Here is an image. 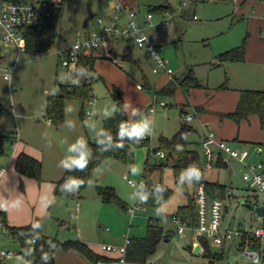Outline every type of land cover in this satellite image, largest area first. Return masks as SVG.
I'll list each match as a JSON object with an SVG mask.
<instances>
[{"label": "rangeland", "instance_id": "374dc122", "mask_svg": "<svg viewBox=\"0 0 264 264\" xmlns=\"http://www.w3.org/2000/svg\"><path fill=\"white\" fill-rule=\"evenodd\" d=\"M128 1L140 24H143L150 8L170 5L177 12L165 29L159 26V15L153 13V24L162 38L152 30H146V34L158 46L159 56L168 62L173 79L180 81L191 72L199 87H193L186 93L178 83L174 85L172 96L157 97V91L168 84L169 76L164 72L153 73L154 64L144 50L134 44L127 48L123 41H115L108 46H112L117 55L114 58L116 63L112 57H98L95 62L92 75L97 74L99 78L92 83L93 99L84 106V115L90 114L87 124L79 115L82 104L68 100L64 106L63 125L51 123L48 126L45 117L47 96L59 84L72 81L60 65L57 51L71 47L78 34L98 30L95 19H106L107 22L116 3L115 0H66L58 28L59 38L50 51L44 54L21 53L16 59L13 50L0 48V135L6 137L5 154L0 157V165H9L0 182V201L1 208L7 212V222L23 225L33 220L34 224L38 219L42 223L43 234L59 240H88L94 250H101L103 245L122 246L126 236L133 243L142 239L146 236L148 224H153L161 213L171 216L187 203L186 195L174 184L172 168L166 166V160L156 158L154 152L159 147L160 138L171 139L184 124L192 128L186 131L184 140L189 149L199 154L205 180L218 182L234 196L225 202L227 210L223 225L236 229L245 222L249 230L261 227V217L242 204L250 201L264 209V195L248 188L242 179V165L238 162L230 167H218L214 161L212 170H204L200 140L206 128L214 134L218 144L230 145L246 158L264 164V131L258 127L256 116L251 115L240 124L226 116L235 111L241 91H264V4L260 0L199 2L193 8L188 7L187 13L180 14L183 0ZM85 21H88L87 28H83ZM243 48L244 61L226 59L220 62L225 53ZM125 56L132 60L123 59ZM5 71L12 73L10 83L3 79ZM222 85L226 88L221 89ZM138 86L141 88L137 89ZM114 90L122 97L129 117L136 118V121L146 117L152 121L150 146L134 151L132 168L110 159L95 169L92 179L79 196L54 199L51 182L61 175V160L74 155L69 147L78 139H83L85 144L87 140L98 142L103 122L116 111ZM154 101L157 102L155 112L147 117L148 107ZM160 103L166 106L160 107ZM183 107L188 113L196 112L188 124L181 116ZM134 110L138 111L137 115H133ZM15 133L20 140L17 154L29 148L33 157L41 162L40 182L23 179L15 171L12 148ZM257 148H260V154L255 153ZM162 152L167 156V152ZM222 156L226 158L224 153ZM147 162L150 166H157L150 180L143 178ZM160 165L164 167L159 169ZM125 174L134 183L162 184L172 190L171 199L159 208L143 205L132 218L116 204L102 202L98 192L111 188L127 209L133 207L136 190L123 179ZM184 178L186 188L192 194V186L185 174ZM150 218L154 220L149 221ZM0 221L3 220L0 218ZM60 222L73 226V229L61 228ZM157 222L170 231V237L167 243L158 245L156 253L149 256L145 264H210L208 257L194 253L192 248L186 250L191 238L196 239L193 231L184 228V234L180 235L177 225L171 220ZM238 246L239 239L226 242L221 247L210 243V254L224 252L222 261L211 264H254ZM258 249L262 256L261 264H264V252H261L264 240ZM1 250L21 251L20 243L8 234L7 228L4 232L0 230ZM55 250L58 264H78L79 257L82 262H87L78 253L79 257L70 255L74 256L70 258L61 249ZM3 262L25 264L19 257L3 259Z\"/></svg>", "mask_w": 264, "mask_h": 264}, {"label": "trees", "instance_id": "16d2710c", "mask_svg": "<svg viewBox=\"0 0 264 264\" xmlns=\"http://www.w3.org/2000/svg\"><path fill=\"white\" fill-rule=\"evenodd\" d=\"M66 0H59V9L51 15L50 18L42 20L41 23L26 30V53L27 54H44L50 51L56 41L59 38L58 28L60 20L62 18L63 6ZM246 0H244L245 2ZM262 2V0H260ZM197 3L193 4V8ZM189 11V10H188ZM149 12L160 14L163 12H174L170 5H161L158 7L150 8ZM187 13V11H186ZM88 21H86V28ZM224 58L220 62L228 59L233 62H242L245 59V50L240 49L238 51H232L225 53ZM98 59L95 56V52L89 56L81 57L79 64L75 70L74 79L77 83L59 84L54 92L47 96L45 106V117L48 121L54 125H60L64 121V106L68 100L79 101L82 104L80 110V118L84 121V106L87 102L93 99L92 83L99 77L92 75L94 73V64ZM125 59V57H123ZM182 89L188 93L193 87H199L198 82L194 78L191 72L184 76L180 81L174 80L168 82L164 87L157 91V97L172 96L174 91V85L178 84ZM225 89V85L220 87ZM114 98L116 102V111L114 115L103 122V127L99 135L97 143L88 142L86 145V152L88 153L89 163L87 168L83 171L78 169H67L63 176L54 184L53 198L60 197L79 196L87 183L92 179L95 169L100 165H105L108 160L115 159L121 161L127 168H132L134 165V151L141 148L150 146L149 139L141 138L140 143L136 144L135 140H129L127 137H119V129L122 122H135L134 119L129 118L125 109L122 97L117 90H114ZM184 109L181 108V112ZM255 115L258 119L259 128L264 131V91H252L244 90L240 92V98L238 105L234 112L228 113L226 116L231 118L237 124H240L243 120L249 116ZM187 125H182L180 130L171 138H160L159 147L154 150L155 153L165 151L167 152L166 166L172 168L174 184L181 190L187 197L186 205L179 207L175 214L167 216L164 213L160 214V217L156 220H171L172 217H178L181 221L186 222L188 227L196 228L198 225L197 212H196V189L199 186H203L207 196L210 199H219L226 201L231 198L228 190L225 186L218 182H209L204 178V171L200 164L199 154L188 148L187 143L184 140V135L188 131ZM5 139L6 137L0 135V157L5 154ZM120 145H123L122 147ZM179 146V147H178ZM218 167H224L221 161L217 164ZM157 166H150L148 162L145 165L143 178L150 180L151 173ZM164 165L158 166L162 169ZM197 168L201 172L199 179L196 177H187V181L191 184L193 192L189 194L184 174L189 168ZM15 171L22 177L33 179L40 182L42 175V164L39 160L25 154L19 153L16 157L14 164ZM76 178L83 180V184L73 191L63 189L61 186L71 179ZM102 202L114 203L121 210L127 211L126 205L117 197L111 188H107L98 192ZM147 199L143 200L145 207L159 208L167 203L172 196V190L160 184L159 187L152 185L148 182V188L143 193ZM0 218L5 223V216L0 212ZM156 221L147 226L146 236L142 239L132 242L128 247L126 258L128 261L143 264L149 256L156 253L158 245L169 236L170 231L165 232L162 227L158 226ZM60 227L65 230L73 229V226L66 224L65 222L59 223ZM264 225V216H263ZM8 234L20 243V254L31 264H55L54 250L56 248L62 251H75L82 255L88 262L106 263L111 260L105 256L96 254L87 244L75 240L61 242L56 238L46 236L42 233V223L37 225L24 226V227H7ZM35 239V243L31 241ZM199 243L205 248L203 257L210 259V264L214 261L220 262L224 258V252H217L210 254V247L208 242L199 238ZM260 241H253L251 243L252 248L260 247ZM191 250V248H187ZM240 249L242 247L240 246ZM44 257H49L45 259ZM0 264H6L0 257Z\"/></svg>", "mask_w": 264, "mask_h": 264}, {"label": "built area", "instance_id": "2783aa9c", "mask_svg": "<svg viewBox=\"0 0 264 264\" xmlns=\"http://www.w3.org/2000/svg\"><path fill=\"white\" fill-rule=\"evenodd\" d=\"M115 1L114 11L109 24H105L101 18H96L95 23L99 27L98 30L83 33L81 35L78 34L76 41L71 47L57 51L60 65L67 71V75L71 76V82L77 83L74 79V75L81 57L89 56L91 53L97 52L101 48L104 49L109 43L115 41L134 44L137 48L144 50L154 64L153 73L164 72L169 76V82L174 81L172 77L173 72L168 68V62L159 56L158 46L154 44L146 34V30H152L153 33L159 35L156 25L153 24V13L149 12L145 16L143 24H140L137 20V13L133 9L123 4L120 0ZM237 1L238 0H183L178 13H186L188 7L199 2L237 3ZM262 3L264 4V0H262ZM59 7V0H0V48L4 47L13 50L16 53V59H18L21 53H26V30L34 28L38 26L42 20L50 18L53 12L57 11ZM176 15L177 12L175 11L161 13L159 22L160 28H167L172 18ZM122 16L126 19L125 25L120 24ZM193 19H196L194 15ZM159 38H162V35H159ZM113 62H115V59H113ZM3 79L10 83L12 81V73L5 71ZM138 88L140 89L141 87L138 86ZM156 104L157 102L154 101L149 106L147 111L149 116L154 114ZM159 105L160 107L166 106L164 103H160ZM195 115V111L188 113L184 109L181 112L185 124L192 121ZM89 119L90 114L86 113L84 115V123L87 124ZM15 135L16 138L14 140L17 141V134L15 133ZM149 136L150 134L143 137V139H149ZM201 146L203 148V159L205 160L204 170H212L214 161L217 164L221 161L224 167H230L234 162H238L242 165V179L247 184L248 188L264 195L263 163L251 162L249 158L241 155L237 150L233 149L232 146L218 144L214 139V134L206 128L204 129V137ZM215 148L218 150L217 153H215ZM223 153L226 158L222 156ZM255 153L260 154V148H257ZM155 156L161 160H166V155L163 152H157ZM5 171L6 168L0 166V180L4 176ZM123 179L133 190H136L135 204L133 207L127 209V212L132 218L144 205L141 196H143V193L148 188V182L134 183L128 179L126 174L123 175ZM156 186L159 187L160 184L158 183ZM228 194L229 196L231 195L230 192H228ZM226 201L210 199L203 186H199L196 189L197 227L190 228L186 222L181 221L175 216L171 218V221L177 225L178 234H184V228L190 229L195 233L198 240L199 238L205 239L209 247L210 243L221 247L226 242L239 239L238 249H240L241 246L243 253L249 257L252 263L261 264L262 256L258 251L260 247L252 248L251 243L253 241H260L261 243L264 240V214L261 216L262 226L254 230L247 229L245 222H242L236 229L225 227L223 224L224 214L227 210L225 206ZM5 229V223L0 221L1 232H4ZM31 242L35 243V239ZM130 244L131 240L126 236L122 246L103 245L101 246V250L105 253L117 255L119 262L124 263ZM204 252L205 248L200 245L199 253L203 254ZM0 257L2 259L19 257L24 260L26 264H31L26 261L20 252L16 253L10 250H1Z\"/></svg>", "mask_w": 264, "mask_h": 264}, {"label": "crops", "instance_id": "0c3cea01", "mask_svg": "<svg viewBox=\"0 0 264 264\" xmlns=\"http://www.w3.org/2000/svg\"><path fill=\"white\" fill-rule=\"evenodd\" d=\"M121 2L123 3V4H125L126 6H130L129 4H131L128 0H121ZM238 2V1H237ZM115 5V4H114ZM114 5L112 6V8H113V11H114ZM130 8V7H129ZM135 11V10H134ZM113 14V13H112ZM161 14V13H160ZM160 14H158L159 15V17H160ZM111 17H112V15H110V17H108V21L106 22V19H102L103 20V22L105 23V24H109L110 22H111ZM91 18V17H90ZM192 19H193V15H192ZM125 23H126V19H125V17L124 16H122L121 17V20H120V24L121 25H125ZM98 29H99V27H98ZM94 31H96V30H94ZM88 33V32H87ZM124 45H125V47H127V48H129V46L131 45V44H127V43H125L124 42ZM109 56H108V55ZM95 56H97V57H101V58H106V57H112V59H114V58H116L117 57V55L114 53V50H113V47L112 46H107L106 48H104L103 49V52H101L100 50L99 51H97V52H95ZM2 58V57H1ZM125 59H131L132 60V58L130 57V56H125ZM116 61V60H115ZM116 63V62H115ZM94 68H95V64H94ZM97 75V74H96ZM137 89H139L138 87H137ZM150 106V105H149ZM149 108V107H148ZM183 109H185L186 110V108H184L183 107ZM148 111V110H147ZM187 111V110H186ZM147 113V112H146ZM147 115H148V113H147ZM147 117H150L149 115L147 116ZM129 118H131V119H134L135 121H136V118H134V117H129ZM249 118V117H248ZM247 118V119H248ZM257 118V117H256ZM65 119V118H64ZM247 119H245V120H243L242 122H244V121H246ZM48 123H47V125L48 126H51V122L50 121H48V120H46ZM242 122H240V123H242ZM63 123L64 122H62L61 124H60V126L61 125H63ZM257 124H258V127H259V123H258V119H257ZM189 129L191 130L192 128L191 127H189ZM203 137H204V134L202 135V137H201V143H202V140H203ZM15 141V140H14ZM19 139H17V141H15V142H13V144H12V148H13V154H14V157H15V160H16V157H17V155L19 154V153H25V154H27V155H29V156H31V157H33V154L32 153H30V149L28 148H25L24 149V151H21V152H19L18 154H17V150H18V144H19ZM87 143L89 142L88 140L86 141ZM86 143V144H87ZM86 144H85V146H86ZM82 150H86V147H84V149H82ZM192 150V149H191ZM203 150V149H202ZM150 152V151H149ZM149 152L147 153V156L149 155ZM74 155H76V153H74ZM34 158V157H33ZM15 160H14V164H15ZM250 161L251 162H255V161H252L251 159H250ZM0 166H2V165H0ZM9 166V165H8ZM8 166H3V167H5L6 168V171H5V174H4V176L1 178V180H0V182L4 179V177H5V175L7 174V171H8ZM67 169H62L61 171H60V174L61 175H59V177H57V179H55V181H52L51 182V186H52V188L54 189V184L63 176V174L65 173V171H66ZM152 174V173H151ZM20 176V175H19ZM21 178H23V179H28V178H25V177H22V176H20ZM150 177H151V175H150ZM152 184V183H151ZM1 185V184H0ZM153 185V184H152ZM230 192V191H229ZM52 194H53V192H52ZM230 194H231V198H234V196H233V194L230 192ZM72 197H74V196H69V197H64V198H72ZM230 198V199H231ZM229 199V200H230ZM245 203H249V204H252L253 206H256L255 204H253L252 202H250V201H245ZM256 207H258V206H256ZM259 208H261V207H259ZM262 210H263V214H264V209L263 208H261ZM0 212L1 213H3L4 214V216H5V225L7 226V227H24V226H31V227H33V226H35V225H37V223H39L40 222V220H36V223H34L33 224V220L32 221H30V222H26L25 224H17V223H9V222H7V212H6V210H4L3 208H1V201H0ZM256 213V212H255ZM257 214V213H256ZM258 215V214H257ZM259 216V215H258ZM263 216V215H262ZM159 217H160V215H159ZM259 217H261V216H259ZM151 220H154V219H152V218H150L149 219V221H151ZM157 219H155L154 221H156ZM156 223L158 224V226H160L159 225V223L156 221ZM163 228V227H162ZM163 230L165 231V232H167V230H165L164 228H163ZM169 231V230H168ZM45 235V234H44ZM166 235L167 236H169L170 237V234H168V233H166ZM46 236H49V235H46ZM49 237H52V236H49ZM168 237V238H169ZM89 238V237H88ZM144 238V237H143ZM164 239L162 242H164V243H167L168 242V240L169 239ZM57 239V238H56ZM57 240H59V239H57ZM59 241H61V242H64V241H68V240H62V239H60ZM69 241H72V240H69ZM78 241H81V242H83V243H85V244H87L88 245V247L89 248H91L96 254H99V255H101V256H105V257H107V258H109L110 260H111V262H106V263H97V264H113L114 262H118L119 264H128L129 262L131 263V264H139V263H135V262H133V261H128L127 260V258H125V262L124 263H120L119 262V260H118V257H117V255H112V254H109V253H105V252H103L102 250H94L93 249V244H92V242H90V241H88V240H78ZM189 243H190V246H188V247H190V248H192V251L194 252V249H195V247L197 246V245H199V247H200V245L201 244H199V240L196 238V239H194V238H191V240L189 241ZM261 245V244H260ZM121 246V245H120ZM188 247H186V250H188L187 248ZM200 249V248H199ZM62 251V250H61ZM128 251H129V249H128ZM189 251V250H188ZM64 253H66L65 255L66 256H70V255H78L77 254V252H75V251H63ZM262 252H264V250H262ZM197 254H199V251H198V253ZM54 255H55V264H58L57 263V257H56V250H54ZM71 257H74V256H70V258ZM77 257H79V256H77ZM80 259V257L78 258V264H93V263H90V262H88L85 258V260L87 261V262H82V260H79ZM25 262V261H24ZM26 264V263H25ZM67 264H69V263H67ZM143 264H145V263H143Z\"/></svg>", "mask_w": 264, "mask_h": 264}, {"label": "clouds", "instance_id": "9594fccd", "mask_svg": "<svg viewBox=\"0 0 264 264\" xmlns=\"http://www.w3.org/2000/svg\"><path fill=\"white\" fill-rule=\"evenodd\" d=\"M138 111L134 110L133 115H137ZM152 121L146 117H141V119L135 122H122L120 125L118 136L123 138L127 137L129 140H135L136 144L140 143L141 138L149 135L152 131L151 129ZM72 127V125H70ZM121 147L123 145H120ZM85 147V141L83 139H78L74 144L70 145L69 151L72 153H76V155H72L66 159L61 160L60 166L64 169H78L85 170L89 163L88 153L82 149ZM179 147V146H178ZM136 171V169H133ZM185 175L189 178L196 177L200 178L201 172L197 168H189ZM83 184V180L73 178L67 183L63 184L61 187L63 189H68L69 191H73L78 189ZM142 200H146V196H141ZM48 259L49 257H44Z\"/></svg>", "mask_w": 264, "mask_h": 264}, {"label": "water", "instance_id": "95a60500", "mask_svg": "<svg viewBox=\"0 0 264 264\" xmlns=\"http://www.w3.org/2000/svg\"><path fill=\"white\" fill-rule=\"evenodd\" d=\"M92 18V17H91ZM83 28H86V21L84 22V25H83ZM244 207H246L247 209L253 211V212H256L259 216H262L263 215V210L259 207H256V206H253L252 204H249V203H243L242 204ZM199 245H197L194 249V253H198L199 251Z\"/></svg>", "mask_w": 264, "mask_h": 264}]
</instances>
